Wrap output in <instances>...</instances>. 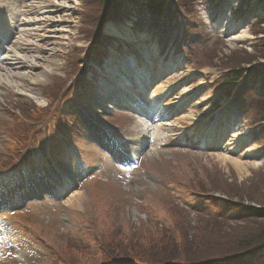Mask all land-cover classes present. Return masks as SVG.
I'll use <instances>...</instances> for the list:
<instances>
[{
	"label": "rangeland",
	"instance_id": "1",
	"mask_svg": "<svg viewBox=\"0 0 264 264\" xmlns=\"http://www.w3.org/2000/svg\"><path fill=\"white\" fill-rule=\"evenodd\" d=\"M31 1V5L35 6L32 10L44 7L48 13L45 17L50 22L27 28L38 29L29 39L33 48L30 53L19 51L20 54L15 47L10 54L21 55L28 60L38 57L37 62L39 58H46L47 63H38V67L43 69L50 65L52 69L41 85H33L31 89L34 95L42 99L41 103L18 98L11 86L0 85V180L10 184L28 177L25 167L27 160L36 166L47 161L48 152L46 156L41 154L44 147L40 148L39 153V143L46 141L48 148L49 140H43L48 137L46 132L53 129L52 125L47 127L43 121L47 110H50L48 115L53 111L57 115L62 110L76 109L73 95L78 92L85 109L93 112L83 95L86 81L85 84L79 82L78 77L95 78L94 71L91 68L86 70V66L93 67L103 56V51L97 49L99 55L95 60L88 57L105 34L103 21L112 18L115 14L112 11L116 8L124 15L130 12L129 0L125 3L124 0H109V6L108 3L103 5L101 0ZM137 1L143 4L144 18L153 22L154 17L144 7L148 1ZM171 1L175 3H172L167 18L186 15L188 21L184 29L180 22L171 25L168 37L154 35L147 25L141 29L138 25L132 28L130 22L117 23L123 25L122 28L126 27L125 30L131 32L132 42L143 46L148 53L154 49L161 57L167 59L169 56L173 60L175 50L184 52L183 69L167 80H174L169 84L174 87L177 96L181 95L183 102L189 105L191 114L189 118L175 122L174 126H189L196 129L195 134L202 129L207 132V122L229 116L240 118L245 106L248 116L243 118L241 124L245 121V127L239 133L247 128L249 134L255 133L250 144L253 155L221 159V149L209 150L207 155H201L187 136L183 139H179L180 136L168 138L170 131L158 129L154 133L149 132L151 140L147 144L150 149L156 145L157 148L143 150L141 158H138L141 164L136 161L132 167H117L89 144L86 135L78 139V135L72 131L70 139L77 144L84 161L78 162L80 166H98L102 167L101 171L98 168L97 173L85 176L86 182L78 188L76 195L74 192L67 194L60 202L28 199L21 210L14 207L13 212L2 215L0 219L7 230L4 233L12 236L8 240L17 247L19 260L14 258L16 253L2 244L4 235L1 234L0 264H112L107 258L118 254L123 257L149 255L146 258L148 262L145 261L147 264H163V260L176 257L178 260L182 256L190 261L215 260L236 250L237 235H248L255 232V228H264V219L240 222L237 211L219 206L228 198L264 205V70L256 79H248L250 83L243 88L244 93L239 89L236 98H233L234 103L223 96L231 90L226 85L229 79L223 77L229 69L237 67L243 72L264 69V22L261 23L264 4L258 7L262 14H257L245 7L244 0L231 4L225 11L219 3L221 0H186L184 5L182 1ZM21 3L27 6L24 0ZM182 8H185V12L181 11ZM52 11L54 13L49 14ZM248 12L249 16L243 17ZM216 14H221L225 20L221 35L209 25ZM34 15L39 14L29 13L27 18L33 19ZM256 16H260L259 19H255ZM1 26L4 25H0V29H3ZM185 29L188 31L186 37L183 35ZM108 44L109 47L115 46L114 43ZM43 49L50 50L49 56L39 53ZM39 72L35 71L33 78ZM73 81L79 86L75 91ZM26 84L23 83L28 90ZM66 120H71L69 115ZM99 121L111 127L112 135L122 142L124 138L137 135L136 123L127 117L108 114L104 119L99 117ZM217 125L220 127V122ZM22 128L28 131V135H33L25 145L29 147L26 149L6 136L8 133L22 134ZM178 142L182 148L178 147ZM230 158L240 161L245 175L237 174ZM55 161L67 170L66 173L74 167L78 169L69 155L55 158ZM204 198L209 201H202ZM19 199L15 198L13 205L20 204ZM179 236L184 237L180 245L175 241ZM113 264L139 263L129 260Z\"/></svg>",
	"mask_w": 264,
	"mask_h": 264
},
{
	"label": "bare ground",
	"instance_id": "2",
	"mask_svg": "<svg viewBox=\"0 0 264 264\" xmlns=\"http://www.w3.org/2000/svg\"><path fill=\"white\" fill-rule=\"evenodd\" d=\"M27 6H24L21 3V0H0V25H4L1 27H4L8 30L10 34H12V45L18 46L17 50L21 52L30 53V51L33 49L31 48L32 43H30L29 39H31V36H34V32H37V30H28L27 28H31L33 25L36 26L37 24H40L41 22H50L45 17L46 13L44 7H39L36 10H32V2L31 0H25ZM32 4V5H31ZM37 4V3H36ZM29 5V6H28ZM43 6V5H38ZM31 7V8H30ZM44 9V10H43ZM29 13H36L39 15H34L33 19L27 18ZM54 13L52 11L49 14ZM26 15V16H25ZM55 24V23H51ZM112 28V27H107ZM111 31L113 33L118 34V32L113 28ZM122 32V30H120ZM123 37H128L127 33L120 34ZM18 51V52H19ZM50 50L43 49L39 50V53H44L45 55L49 54ZM20 53V52H19ZM22 54V53H20ZM49 56V55H48ZM9 62L5 67L2 69H5L3 71L0 69V85L6 84L8 86H11L15 91L16 94H21L24 96H29L33 100H35L37 103H41V99L37 96H33L31 92L32 86H39L42 84L43 78L46 77L49 74V71H51V66H45L43 69L37 67L38 63L42 64L47 63L46 58L41 59L39 58V62H37L38 57H33L32 60L28 61L26 57H20L19 55H13L9 56ZM40 70L39 75L35 76L33 78L35 71ZM19 80L26 84L28 87L27 89H24L21 82L16 81ZM163 107V105H161ZM183 117H180L179 119H182ZM178 120V119H177ZM140 128V125L138 126ZM143 131H145L146 127L141 126ZM236 135H232L231 138H234V141H236ZM240 143V140L237 139ZM140 146V145H139ZM138 146H136L137 148ZM238 147L234 146V150ZM245 154H248V151H244ZM224 159V158H221ZM229 160L231 163H233L234 168L236 169V172L238 175H245L244 167L241 165L240 161L230 158ZM227 160V159H226ZM62 193V192H61ZM78 192L75 193V195Z\"/></svg>",
	"mask_w": 264,
	"mask_h": 264
},
{
	"label": "trees",
	"instance_id": "3",
	"mask_svg": "<svg viewBox=\"0 0 264 264\" xmlns=\"http://www.w3.org/2000/svg\"><path fill=\"white\" fill-rule=\"evenodd\" d=\"M131 1H133V0H131ZM178 1H182V5H184V2L186 0H178ZM100 2H102L104 5V4L108 3L109 0H101ZM125 2H126V0H124V3ZM152 3H153V1H152ZM109 4L110 3H108L107 6H109ZM111 7L115 8L116 6L111 5ZM116 10H117V8H116ZM116 10L112 11L113 13H115L113 15V17H115L116 15H120V11L119 10L116 11ZM153 11L155 13H159L160 9H158L157 12L154 9H153ZM242 72H243V70H240L237 67L232 68L229 73L224 75L225 78L229 79V82H227V84L231 85V83H235V82L237 83L238 80L240 79V77L242 76L240 74ZM203 196H207V194L203 195ZM206 201H209V199H207ZM232 205H233V207H232ZM219 206H226L227 208L231 207V210L237 211L240 214V222H246L247 223V222H252V221H261L264 219V205H260V204H256V203H250V202L246 203V202H243L241 199H238L235 201V200L228 198L227 201L220 202ZM208 222L214 223V221H208ZM255 229H256L255 232L250 233L248 235H244V233L237 235L236 250L232 251V253H230L229 255H227L223 258L220 257V258L215 259V260L209 259V260H203V261H190L189 259H186V257L182 256L178 260H176V258H177L176 257L173 260H165V261L163 260L161 262H163V264H229V263H232L234 261L248 257L249 260L252 258H258V260L254 264H261L264 262V228L263 229L255 228ZM194 230H197V229H194ZM181 236L177 237V239L175 240L178 245L183 243L182 238H184V237H181ZM133 253H135V251H133ZM148 256L149 255L143 254V256H140V255L135 254L131 257H123V256H119V254H118V256L113 257V258L108 257L107 261H109L110 263L113 264V263H118L120 261L125 262V261L130 260V261L137 262L139 264H143V263L147 264L145 261L148 262V259H146V258H148ZM136 257H138V258H136ZM249 257H251V258H249ZM150 259L153 260L152 258H149V260ZM152 264H155V263H152Z\"/></svg>",
	"mask_w": 264,
	"mask_h": 264
}]
</instances>
